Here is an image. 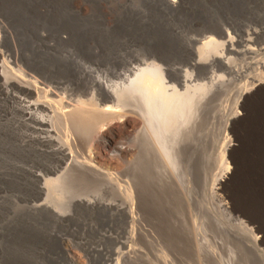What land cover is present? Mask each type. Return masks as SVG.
I'll return each instance as SVG.
<instances>
[{"label":"bare ground","instance_id":"1","mask_svg":"<svg viewBox=\"0 0 264 264\" xmlns=\"http://www.w3.org/2000/svg\"><path fill=\"white\" fill-rule=\"evenodd\" d=\"M179 3L168 0L173 10ZM5 27L0 20V98L23 146L45 157L32 174L41 202L29 210L60 228L53 263L129 264L141 255L151 264H177L170 246L176 247L182 226L194 221L199 243L204 226L218 233V264H264V230L235 209L239 199L264 220V41L258 39L264 23L206 29L189 45L173 48H180L177 55L165 53L171 42L147 39V49H163L166 56L134 58L104 77L76 64L71 71L82 82L76 85L3 48L10 39ZM58 39L67 47L72 37L63 33ZM225 100L233 103L222 115L217 109ZM221 119L218 171L206 184L203 155L215 145L202 132ZM238 145L242 171L234 158ZM67 188L79 192L67 196ZM146 207L155 210L150 215ZM205 211L212 215L208 220ZM154 217L167 236H159V247H169L168 254L145 247L139 228L138 237L126 239L137 223ZM135 239L143 248L132 246Z\"/></svg>","mask_w":264,"mask_h":264},{"label":"rangeland","instance_id":"2","mask_svg":"<svg viewBox=\"0 0 264 264\" xmlns=\"http://www.w3.org/2000/svg\"><path fill=\"white\" fill-rule=\"evenodd\" d=\"M0 18L5 22L10 37L4 42L3 48L37 60L67 85H76L82 83L79 76L71 71L77 67L76 64L91 68L99 76H110L127 67L134 58L162 59L161 55L166 56L165 53L171 52L172 55H177L180 48H173L189 45L201 32L218 25L235 23L245 28H261L260 24L264 23V0H180L179 7L174 10L168 5V0H0ZM63 33L73 39L67 47L61 46L58 39ZM147 39L150 42L157 41L162 46L166 41L172 45L165 48V53L163 49L151 50L144 46ZM258 39L264 41V33H259ZM187 48H184L185 51ZM91 57L93 58L90 59ZM223 103L225 105L222 106ZM232 103L233 101H222L220 106L224 109L222 111L218 107L217 112L228 114ZM4 105L5 102L0 98V264H55L52 260L55 258L51 255L58 252L60 228L52 219H42L29 210L30 206L41 202L37 191L38 183L32 174L41 169L45 157L23 146L21 133L19 135L15 131L12 119L5 115ZM221 124L224 126L222 119L214 128L210 129L205 125L202 132V137L215 145L212 150L209 146V153L206 151L203 155V181L206 184L212 180L213 171H218L216 154L218 137L222 136ZM241 153L238 145L234 154L238 161V171L244 169ZM77 191L79 192L67 188L66 195L74 193L72 196H75ZM225 193L228 194L227 190ZM178 205L177 203L174 208L182 214L184 208ZM152 208L142 210L146 213L149 210L154 212L155 209L151 210ZM235 209L238 212L236 214L247 213L252 218V226L264 230V220L253 215L241 200H236ZM218 214L220 224L227 227L226 217L222 213L221 216ZM211 216L208 211L203 213L204 220ZM155 217L149 219L151 221L147 219L149 222L137 223L134 231H128L126 239L130 240L134 234L138 237L139 228L147 238L143 242L146 243L145 247H153L158 253L168 254L169 247H159L161 239L167 236L164 227L156 226L153 222ZM193 222L188 221L178 232L175 238L178 239V246H170L176 250L174 262L218 264L219 250L215 245L218 233L204 226L200 240L202 243H199ZM157 230L159 233H156ZM221 237L234 250L232 243L227 241L228 238L225 235ZM139 243L135 239L132 246L143 248ZM203 243L205 247L200 248L199 244ZM107 244L113 245L111 242ZM146 259L141 255H133L129 264H148L147 261L151 264Z\"/></svg>","mask_w":264,"mask_h":264}]
</instances>
